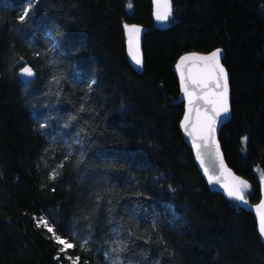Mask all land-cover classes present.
Here are the masks:
<instances>
[{"label": "trees", "instance_id": "1", "mask_svg": "<svg viewBox=\"0 0 264 264\" xmlns=\"http://www.w3.org/2000/svg\"><path fill=\"white\" fill-rule=\"evenodd\" d=\"M171 2L158 22L152 0H0V264H68L41 216L80 264H264L248 208L264 175V0ZM125 23L147 28L143 66ZM214 48L231 95L219 141L246 204L208 189L178 128L172 66Z\"/></svg>", "mask_w": 264, "mask_h": 264}, {"label": "snow or ice", "instance_id": "2", "mask_svg": "<svg viewBox=\"0 0 264 264\" xmlns=\"http://www.w3.org/2000/svg\"><path fill=\"white\" fill-rule=\"evenodd\" d=\"M153 15L158 22H166L173 14L171 0H152ZM131 3L128 7L131 8ZM30 7L25 8L19 16V22L24 23L29 17ZM127 35L128 56L138 66H143V54L140 46L141 27L136 24L123 25ZM221 49L217 48L208 54L189 52L179 57L175 67L179 73L180 89L187 101V105L180 122V127L191 138L192 148L197 161L208 178L210 184H220L227 196L231 199L247 203L245 192L249 188L247 180L235 175L224 162L219 141L216 138L217 124L221 117H226L230 111L229 101V76L226 68L221 63ZM35 72L31 67L22 66L21 76L33 77ZM43 127V125H41ZM247 141V137L242 138ZM63 168L64 164L58 165ZM58 172L52 170L50 180L57 179ZM261 187L264 191V175L261 176ZM54 191V189H53ZM259 221V233L264 237V199L256 205ZM34 219H36L34 217ZM36 227L43 228L50 233L49 237L58 245L57 255L60 261L63 257L68 264H80V257L68 254L69 249L76 247L75 243L57 234L54 227L49 224L44 216L36 219ZM73 240L80 243L82 249L87 248L88 239H84L72 230H67ZM117 251V250H114ZM113 264H117L116 261Z\"/></svg>", "mask_w": 264, "mask_h": 264}, {"label": "water", "instance_id": "3", "mask_svg": "<svg viewBox=\"0 0 264 264\" xmlns=\"http://www.w3.org/2000/svg\"><path fill=\"white\" fill-rule=\"evenodd\" d=\"M141 29H142L141 33H142V32H145V31L147 30V28H145V27H141ZM140 38H141V34H140ZM126 47H127V44H126ZM215 49H217V48H214V49H212V50H210V51H208V52H198V53H201V54H208L209 52L214 51ZM219 49H221V48H219ZM221 50H222V49H221ZM189 52H196V51H189ZM189 52H185V53H183V54H181V55H184V54L189 53ZM181 55H180V56H181ZM223 55H224V52H223V50H222V51H221V63H222ZM180 56H179V57H180ZM128 57H129V56H128ZM179 57L176 59L174 65L172 66V71L174 72V74H175V76H176V78H177V81H178V86H179V96H178V100H179L180 103H183V114H184V111H185V108H186V105H187V101H186V99L184 98V95H183V93H182V91H181V89H180L179 73L177 72L176 67H175L177 61L179 60ZM23 66L30 67V66L27 65V64H25V65H23ZM18 74H19V77H20L22 80H24V81H32V80H34V78H35V76H36V74H35L33 77H23V76H21V69L19 70ZM228 76H229V75H228ZM229 89H230V88H229ZM229 101L231 102V95H230V92H229ZM230 107H231V105H230ZM183 114H182L181 119H180V121H179V123H178V128H179V130H180V132H181V135H182V138H183L184 143L189 147V149H190V151H191V153H192L193 161H194V163H195V166H196L197 170L199 171V173H200L202 179L204 180L205 184L207 185L208 189H209L211 192H217V193H220L222 196L228 198L227 194L225 193L223 187H222L220 184H217V183H212V184H210V183L208 182V178L204 175V171H203V169L200 167L199 161H197L196 156H195V151H194L193 148H192L191 138L188 137V136L185 134V132L183 131V129L180 127V122H181V120L183 119ZM230 117H231V111H230V113H229L226 117H221L220 121L218 122V124H217V130H216V138H217L218 141H219V133H220L221 127H222L227 121H229ZM219 144H220V142H219ZM220 150H221V152H222V154H223V151H222V149H221V144H220ZM223 158H224V154H223ZM224 162H225V165H226L229 169H231V168L227 165V163H226V161H225V158H224ZM231 170H232V169H231ZM232 172H233V170H232ZM233 173H234V172H233ZM259 202H260V201H259ZM259 202H258L256 205H258ZM256 205H253L252 208L256 207Z\"/></svg>", "mask_w": 264, "mask_h": 264}, {"label": "rangeland", "instance_id": "4", "mask_svg": "<svg viewBox=\"0 0 264 264\" xmlns=\"http://www.w3.org/2000/svg\"><path fill=\"white\" fill-rule=\"evenodd\" d=\"M247 192V191H246ZM246 192H245V195H246ZM261 193H262V196L264 197V191H262V187H261ZM258 217V216H257Z\"/></svg>", "mask_w": 264, "mask_h": 264}]
</instances>
